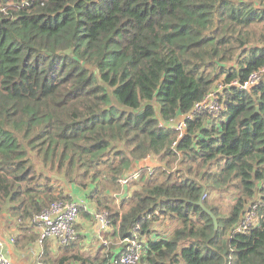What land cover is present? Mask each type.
Listing matches in <instances>:
<instances>
[{
	"label": "trees",
	"instance_id": "trees-1",
	"mask_svg": "<svg viewBox=\"0 0 264 264\" xmlns=\"http://www.w3.org/2000/svg\"><path fill=\"white\" fill-rule=\"evenodd\" d=\"M259 69L264 0H0V221L73 203L76 230L79 214L105 213L104 238L146 237L138 264H264V74L231 84ZM214 88L217 118L194 114L180 138L158 127ZM149 156L164 166L137 173L117 204ZM211 195L233 197L229 211ZM160 219L172 232L151 238ZM47 241L40 264H107L124 249L92 255L78 236L54 257Z\"/></svg>",
	"mask_w": 264,
	"mask_h": 264
},
{
	"label": "built area",
	"instance_id": "built-area-1",
	"mask_svg": "<svg viewBox=\"0 0 264 264\" xmlns=\"http://www.w3.org/2000/svg\"><path fill=\"white\" fill-rule=\"evenodd\" d=\"M263 74L264 69H259L252 72L249 75L247 81L243 84H240L238 81H233L231 84L244 90H248L263 78ZM220 100L221 96L219 93L210 91L203 97L201 101L193 105V108L189 113L180 117L178 121L175 122V120H172L171 122L161 124L158 127L161 128L163 125H167L168 127H171L178 134V138H180L185 132L186 120L191 119L194 114H200L201 112H204L208 113V115H210L212 118H217L222 110ZM130 175L128 177H124L120 181L121 185L138 178L137 174ZM76 219L77 207L75 204L71 203L61 206L58 203H54L49 208H47V210H44L40 214L33 215L28 220V223L34 228L37 235V243L40 246L45 241L51 240L54 241V243L59 248H61L69 245L70 243H74L77 240L78 232L75 229ZM94 220L98 223L101 230L108 231L109 222L105 213L96 214L94 216ZM256 220L257 219L254 214L246 216V218L240 224L235 226L236 232L246 231L249 227L255 225ZM136 240H138V238L135 236L133 241L126 242L128 243L126 247L117 253V255L113 256L107 264H138L139 258L142 254V248L145 247L147 240L143 238L140 243H137ZM10 242H13V240L11 239ZM0 247H2L1 242ZM0 264L12 263L0 255ZM35 264L40 263L36 261Z\"/></svg>",
	"mask_w": 264,
	"mask_h": 264
},
{
	"label": "rangeland",
	"instance_id": "rangeland-1",
	"mask_svg": "<svg viewBox=\"0 0 264 264\" xmlns=\"http://www.w3.org/2000/svg\"><path fill=\"white\" fill-rule=\"evenodd\" d=\"M217 89L218 88H214L213 91L217 92ZM163 166L164 165L159 163L155 157L149 156L145 160H143V161H141L139 163H136L134 165V167H133V171L131 173L127 174L125 177H128L130 174L131 175L132 174H137V173H139L140 171H143V170H145L147 172H148V170L152 171L156 167L157 168L158 167L162 168ZM173 170H175V169H173ZM167 172L170 173L171 171L167 170ZM122 186H123V188L121 187L122 188L121 189V193L116 195L117 196V200H116L117 204L122 202V200L124 198H128V196H130V193L132 192V190L130 192H128V193L126 192L127 191V188H126L127 183L122 185ZM210 197H211V199H210L211 204H213L214 206L219 208V210L221 212L229 211L228 210V205L233 203L232 202L233 197H228L227 196L225 198V201L222 200L221 198L217 197V196L213 197V195H211ZM97 212H99V211H97ZM89 216L93 219V214H90ZM79 217H80L79 220H80L81 228L77 229V232L79 234L78 235L79 236V240H80L78 242H79V244H82V248H83L84 252L92 254V255L96 254L97 252H98V254H106V253H111V252L115 253L121 247H126V245L128 244L126 242L121 243L118 239H114V238H111V237L104 238L105 234L103 235V233H102L101 236H100L101 239L98 240V239H96V237L95 238L93 237L91 240L87 241V242H91L90 245H86V244L83 245V241L85 240V237L82 236V233L87 234V235H90L91 233H93V227L95 226V223H94V221L91 218L83 220L84 218L82 219L80 214H79ZM253 222H254V219H253ZM111 230H112V228L109 227V231L108 232H111ZM171 232H172L171 224L167 220L160 219V220H158V221H156V222H154L152 224L151 231L149 233H151V237H153L155 234H162V235L168 236ZM143 238L146 239V237H143ZM143 238L140 239L138 237V240H136V242L140 243ZM12 240H13V238H12ZM47 244H48V246L50 244V246L52 248L51 252L53 253V254L52 253L51 254L54 257H59L62 254V252L64 250H66L65 248H59L54 243V241H47ZM142 246H143V244H142ZM140 247H141V245H140Z\"/></svg>",
	"mask_w": 264,
	"mask_h": 264
},
{
	"label": "crops",
	"instance_id": "crops-1",
	"mask_svg": "<svg viewBox=\"0 0 264 264\" xmlns=\"http://www.w3.org/2000/svg\"><path fill=\"white\" fill-rule=\"evenodd\" d=\"M135 164L136 163L131 165L127 174L133 171ZM63 189L69 194L72 200L78 201L80 205L82 203L87 204V201L84 198V193L79 188L64 185ZM92 220L95 223L93 233L90 235L82 233V236L85 237L83 245H90L91 242L87 241L91 240L93 237H96V239L99 240L101 239L100 236L102 233L104 235L109 231V229L108 231L101 230L94 218ZM29 225L28 222H25L18 227L16 223H14V220L6 214V211L3 212V217L0 221V241L2 243L3 254L12 262V264H34L41 251V246L37 243V237L35 240H31L33 236H36V232L34 228ZM78 225L79 228H81L80 220ZM12 238L14 241L10 242ZM51 249L52 248L50 247V250Z\"/></svg>",
	"mask_w": 264,
	"mask_h": 264
},
{
	"label": "water",
	"instance_id": "water-1",
	"mask_svg": "<svg viewBox=\"0 0 264 264\" xmlns=\"http://www.w3.org/2000/svg\"><path fill=\"white\" fill-rule=\"evenodd\" d=\"M198 204H199V206L202 207L203 211H204L207 215H209V216L211 217L212 222H213V225H214V228H216V227H217V222H216L215 217L212 215V213H211L209 210H207V209L202 205L201 202H198Z\"/></svg>",
	"mask_w": 264,
	"mask_h": 264
}]
</instances>
